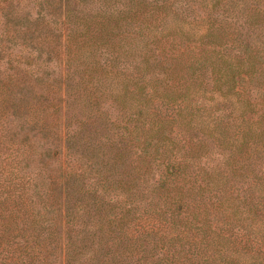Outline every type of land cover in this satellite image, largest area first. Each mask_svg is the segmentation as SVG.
Masks as SVG:
<instances>
[{
  "label": "trees",
  "instance_id": "obj_1",
  "mask_svg": "<svg viewBox=\"0 0 264 264\" xmlns=\"http://www.w3.org/2000/svg\"><path fill=\"white\" fill-rule=\"evenodd\" d=\"M0 264H264V0H0Z\"/></svg>",
  "mask_w": 264,
  "mask_h": 264
}]
</instances>
